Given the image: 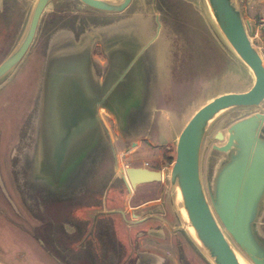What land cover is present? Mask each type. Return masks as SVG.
Returning a JSON list of instances; mask_svg holds the SVG:
<instances>
[{"label": "rangeland", "instance_id": "obj_1", "mask_svg": "<svg viewBox=\"0 0 264 264\" xmlns=\"http://www.w3.org/2000/svg\"><path fill=\"white\" fill-rule=\"evenodd\" d=\"M159 1L180 7L175 10L180 11V15L172 26L164 23L162 15H148L150 20L144 16L136 18L142 24L139 32L146 34L141 39V57L146 59L151 52L158 54L150 55L158 69L155 68L150 82H146L148 88L143 89L142 100V106L146 104L145 118H149L144 130L153 145L148 148L141 143L143 149L128 147L132 150L131 156L134 158L136 155L137 161L132 163L137 165L144 160L152 162L155 153L160 154L165 112L170 119L167 122L178 128L207 99L224 92L242 91L252 84L251 72L219 36L206 5L203 15L197 4L189 6L190 10L176 3L188 0H156V3ZM193 1L198 3L199 0ZM14 6L15 14L9 21H2L5 25L0 32V62L14 47L15 32L21 21L22 4ZM157 7L161 12L160 6ZM117 21L118 15L95 12L80 0H51L23 59L0 78V264H103L94 256V245L100 241L97 238L94 242L92 238L94 228H138L136 221H131L134 217H130L127 211L124 216L117 211H124L127 207L124 204L127 187L121 178L124 172L120 171L125 164L122 156L118 155V146H114L113 136L121 122L103 114L99 123L104 136L99 137L97 145L104 141L107 150L88 154L89 158L83 161L87 172L77 175V185L69 181L56 185L53 175L44 177L50 170L44 166L56 164L48 159V155L43 159L45 163L35 160L39 146L36 127L38 86L43 55L48 50L50 39L61 29L78 37L88 33L93 23L105 26ZM255 43L258 44L257 41ZM253 112V107L229 109L208 128L200 157L206 193L215 163L223 156L214 145L223 142L232 121ZM134 126L139 128L140 123L135 122ZM218 130L224 135L222 139L216 138L219 137L216 136ZM123 144L120 142V147ZM27 162L28 168L25 167ZM164 180L167 184V177ZM172 206L170 204L173 224L182 225ZM145 213V210H140L137 217ZM150 223L160 226L155 219L144 222L140 227Z\"/></svg>", "mask_w": 264, "mask_h": 264}, {"label": "crops", "instance_id": "obj_2", "mask_svg": "<svg viewBox=\"0 0 264 264\" xmlns=\"http://www.w3.org/2000/svg\"><path fill=\"white\" fill-rule=\"evenodd\" d=\"M18 4H22L21 21L18 22L15 32L17 35L14 43L12 42L14 45L21 36L19 34L26 24L33 1L30 4V0H0V32L3 22L10 20V16L15 14L14 5ZM241 4L249 20L255 22L258 17L264 16V0H244ZM106 14L118 15L119 21L105 26L93 23L88 33L78 37L67 31L62 32L61 29L60 33L50 39L48 50L43 55L36 108L39 146L35 160H43L48 155V159L56 162L53 166H44L45 169H50L49 175L44 177L53 175L56 185L60 181L61 184L66 181L72 184L71 178L77 176L59 175L58 172L69 170L74 162L81 161V167L83 161L89 158V153L107 150L106 142L102 141L97 145L99 137L104 136L99 123L103 114L121 122L117 127L118 131H115V135L113 133L116 142L112 141L114 146H118V155L122 156L123 164L135 165L132 162L137 161L136 155L134 158L131 156L129 146L143 149L153 145L144 130L149 118H145L146 104L142 106V100L143 89L148 88L146 82H150L155 68L158 69L150 55L158 54L151 52L146 59L141 57V39L144 37L139 34L140 21H136V18L123 21L118 12ZM260 35L253 42L256 44L257 41L256 46L264 57V41L260 39ZM162 119L165 121L164 126L161 124L162 131L164 128L161 142L164 149L160 154L155 153L152 162L144 161L151 163L153 168L160 169L163 176L160 181L141 183L137 189L127 188V199L124 200L127 207L124 212L127 211L132 217H137L140 210L161 213L172 204L168 184H165L164 179L174 157L175 138L184 123L176 128L173 123L167 122L170 119L166 112ZM135 122L140 123L139 128L134 126ZM120 142L124 143L123 147H120ZM141 143L146 146L143 147ZM125 160L131 163H126ZM121 178L127 187L126 180L122 176ZM263 228L264 210L258 228L264 240Z\"/></svg>", "mask_w": 264, "mask_h": 264}, {"label": "water", "instance_id": "obj_3", "mask_svg": "<svg viewBox=\"0 0 264 264\" xmlns=\"http://www.w3.org/2000/svg\"><path fill=\"white\" fill-rule=\"evenodd\" d=\"M80 1L96 10L119 12L131 0ZM204 1L218 32L250 70L253 81L249 88L215 95L193 111L175 138L165 176L182 227L213 264H243L240 257L251 264L226 232L254 264H264V240L258 230L264 210V57L250 38L255 26L245 16L244 0ZM48 2L34 0L19 40L0 62V78L27 52ZM260 39L264 41V34ZM237 107H253L254 112L232 121L223 142L214 145L223 156L215 163L206 193L200 170L204 137L219 115ZM216 136L224 135L218 130ZM124 174L128 189L163 176L160 169L143 165H126Z\"/></svg>", "mask_w": 264, "mask_h": 264}, {"label": "flooded vegetation", "instance_id": "obj_4", "mask_svg": "<svg viewBox=\"0 0 264 264\" xmlns=\"http://www.w3.org/2000/svg\"><path fill=\"white\" fill-rule=\"evenodd\" d=\"M50 1L51 0H49L47 5L50 3ZM157 3L156 0H149V1L137 0L136 2L131 0L130 3L123 10L118 12L120 19L125 21L127 19L133 20V18L144 16L146 17L145 19L150 20L148 15L154 14L155 17H157L158 15H162L165 18L164 23L169 26H172L174 24V19L178 18L180 15V11L175 12V10H179L180 7L170 6L169 4L164 3L162 1H159L158 4ZM176 3H179L181 6L186 7L187 9L189 8V6L195 7V4H197V8H201V10L203 9L202 12L203 15L206 12L204 6L206 4L204 3L203 0L201 1L199 0L198 3H196L193 0L177 1ZM47 5L45 6V8L47 7ZM157 6H160L161 12L159 11V7ZM103 12L114 13L107 11H103ZM139 31H142V28ZM139 34L142 37H146L144 36L146 34L143 33H139ZM81 163H82L81 161L74 162L72 163V166L69 167V170L68 169L66 171L61 170V172L58 173L59 175L66 174L67 176L73 174H76L78 176L85 174L87 172L86 166L82 165L81 167H79ZM99 163L100 162H98L97 164ZM140 165L151 168L154 167L152 166L151 163L147 161L142 162ZM25 167L26 168L29 167V162L25 164ZM124 167L122 169L120 168L122 172H124ZM122 177L126 180L125 174L124 176L122 175ZM59 179L61 180L62 177H59ZM77 179H78L77 176H75L73 178L72 184L77 185ZM60 182L59 185L61 184ZM151 182H155V181H151ZM140 184H137V186H139ZM137 186L134 189H136ZM130 189L134 190L133 188ZM168 192H169V188H168ZM167 208L168 209H165L164 212L161 213L147 212L141 215L140 217L132 218L131 221H136V224L138 225L136 227L138 228H94V230L92 231L94 234L92 237L94 238V242L97 240V238L100 239L98 245L97 246L94 245L95 253H96V255L94 254V256L96 257V259L100 260L101 263L103 264H213L205 256V254L199 249L193 238L190 237L191 235L189 231L186 230L187 228H183L182 225L180 224L178 225L173 224L174 218L172 219V211H170L171 209L170 205ZM172 210H173V206H172ZM117 211L120 212V214L123 216L126 215V213L121 209H117ZM155 219L158 220V222L160 223L159 227L153 226L151 223L146 226L140 227L141 224H143L144 222ZM227 236L231 240L232 244L241 253H243V256L251 264H254L251 258L244 252V250L233 240V238L228 233Z\"/></svg>", "mask_w": 264, "mask_h": 264}, {"label": "built area", "instance_id": "obj_5", "mask_svg": "<svg viewBox=\"0 0 264 264\" xmlns=\"http://www.w3.org/2000/svg\"><path fill=\"white\" fill-rule=\"evenodd\" d=\"M254 26H255V33H254V35L252 37H250L252 42L260 34H264V16L258 17L257 20L254 22Z\"/></svg>", "mask_w": 264, "mask_h": 264}, {"label": "bare ground", "instance_id": "obj_6", "mask_svg": "<svg viewBox=\"0 0 264 264\" xmlns=\"http://www.w3.org/2000/svg\"><path fill=\"white\" fill-rule=\"evenodd\" d=\"M204 1V0H203ZM204 5V4H203ZM205 6V5H204ZM201 9V8H200ZM206 9V8H205ZM208 9V8H207ZM203 10V9H202ZM213 25V24H212ZM214 26V25H213ZM222 38V37H221ZM250 71V70H249ZM132 89V88H131ZM131 99V98H130ZM132 100V99H131ZM130 100V101H131ZM131 103V102H130ZM40 141H41V139H40ZM39 145V144H38ZM82 147H84V146H82ZM41 149V148H40ZM36 150H37V148H36ZM42 152V151H41ZM39 155H40V153H39ZM43 156V155H42ZM41 157V156H40ZM35 158H36V156H35ZM39 159V158H38ZM49 159H51V158H49ZM44 161V160H43ZM49 161V160H48ZM39 163H41L40 161H39ZM38 163V164H39ZM44 163H45V161H44ZM39 168V167H38ZM34 170V169H33ZM41 175V174H40ZM123 175V174H122ZM64 177V176H63ZM50 179V178H49ZM62 180V179H61ZM52 181H53V179H52ZM187 230V229H186ZM189 234V233H188ZM227 234V233H226ZM190 236V235H189ZM191 237V236H190ZM231 241V240H230ZM234 242V241H233ZM198 246V245H197ZM237 249V248H236ZM242 255V254H241ZM240 259H241V262L243 263V264H245L244 263V260L240 257Z\"/></svg>", "mask_w": 264, "mask_h": 264}, {"label": "trees", "instance_id": "obj_7", "mask_svg": "<svg viewBox=\"0 0 264 264\" xmlns=\"http://www.w3.org/2000/svg\"><path fill=\"white\" fill-rule=\"evenodd\" d=\"M169 161H171V158L169 159Z\"/></svg>", "mask_w": 264, "mask_h": 264}]
</instances>
